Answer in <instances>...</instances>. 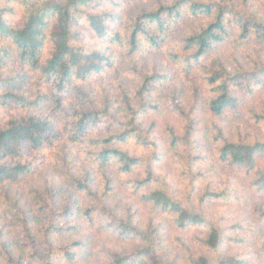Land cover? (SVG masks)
I'll return each mask as SVG.
<instances>
[{
	"label": "trees",
	"instance_id": "1",
	"mask_svg": "<svg viewBox=\"0 0 264 264\" xmlns=\"http://www.w3.org/2000/svg\"><path fill=\"white\" fill-rule=\"evenodd\" d=\"M3 1L17 2L23 12L21 20L13 23L6 17L12 8L0 7V67L18 63L27 72L15 77H0V89L7 86V92L0 95L2 103L21 110L0 125V187L24 183L46 161L45 153L59 148L62 155L57 159V171L49 173L67 183V189H73L78 196L84 195V203L92 202L89 206L80 205L70 196L58 206L56 201L65 187L62 185V189L56 190V183L50 177L46 192L56 196L53 194L49 200L39 201L36 216H31L26 214L18 194L8 189L3 198L12 208L6 218L14 233L10 237L8 228L0 223V264H77L85 261L89 254L85 240L71 238L78 230L79 220L94 226L95 217L91 215L95 213L117 238L138 242V247L129 253H111L103 264H166L155 255L154 239L147 229L136 225L131 215L121 219L103 204V197L97 196L92 187L97 177L92 176L91 167L79 168L78 163L71 162L69 149L79 142L87 148L85 160L100 170L114 169L117 177L128 176L126 182L135 188L143 202L153 212L168 215L176 228L207 226L205 236L199 239L200 248L204 247L206 252H190V264H249L233 255L214 256L213 252L225 240L219 226L184 206L185 199L176 198L171 186L156 175L153 164H158L163 155L150 128L144 130L141 119L158 109L156 101L163 97V88L172 84L173 73L161 67L138 70L134 60L147 52H159L166 45V60L172 67L185 73L187 79L195 72L207 87H211L212 95L205 103L210 112L222 116L228 111H238L236 91L240 89L245 95H253L256 86L264 88V66L256 73L254 70L239 74L228 71L216 58L211 62L204 59L233 33L239 40L254 35L259 42H264V14L247 6L249 0H243L242 9H237L233 0H154L149 8L140 1L134 7L136 11L127 18L102 10V6L113 0ZM258 1L264 4V0ZM127 2L135 4L136 0ZM186 19H191L194 25L180 36H173L176 27ZM81 25L86 26L87 32L80 30ZM123 59L127 61L123 62L124 68H130L140 84L134 90L127 89L115 108L107 100L96 103L97 96L88 85L115 69L117 62ZM26 76H32L46 92L32 98L28 94L31 82ZM171 89L167 106L173 113L183 116L179 106L180 91L175 87ZM50 104L53 106L51 116L43 114L41 110ZM254 110L257 112L256 107ZM254 110L250 113L255 120L264 121V109H260L262 114ZM54 114L64 120L63 132L69 134L70 143L65 141L60 145L65 138L58 130L60 120L54 118ZM166 132L169 145L175 151L176 164L186 165L180 176H192L191 166L197 159L191 156L193 146H187L194 130L188 127L184 135L175 134L172 128H167ZM218 135L214 140L221 143L219 160L240 170H256L253 186L264 193V164L258 165L257 161L264 157V142L231 141L222 137V129L218 130ZM134 139L150 157L142 159L121 149ZM26 149L33 155L32 160L24 161ZM39 159L41 164L37 162ZM135 173L140 177L129 178ZM103 180L107 185L105 196L111 190L110 185L116 182L105 176ZM216 197V194H206L201 202ZM156 232L154 229L152 233ZM62 239L70 241L62 242Z\"/></svg>",
	"mask_w": 264,
	"mask_h": 264
},
{
	"label": "rangeland",
	"instance_id": "2",
	"mask_svg": "<svg viewBox=\"0 0 264 264\" xmlns=\"http://www.w3.org/2000/svg\"><path fill=\"white\" fill-rule=\"evenodd\" d=\"M140 1H144V7L149 8L150 4L153 5L154 0H136L135 4L133 2L128 3L127 0H113L102 6V10L117 13L122 18H127L136 11L134 7L139 5ZM233 2L236 4L237 9L244 8L245 2L243 0H233ZM250 5L253 10L257 9L264 14L263 3L258 0H249L247 6ZM0 7L12 8L11 12L6 14V17L13 23L21 20L23 7L17 2L8 3L2 0ZM192 25H194V22L191 19H186L176 27L173 36H180L185 32L184 30ZM80 30L87 32L85 25H81ZM89 37L91 36L89 35ZM167 50L168 46L164 45L161 51L147 52L142 56L139 55L134 60L136 62L135 67L138 70L144 68L149 71L161 67L163 70H170L173 73L171 74L173 76L172 84L166 86V89L163 88V97L156 101L158 109L149 112L141 119L144 130L150 128L151 136L158 142L159 151L163 155V159L158 164H153V169L158 177L171 186V193L176 198L185 199V202L181 200L184 206H188L192 212L200 213L208 222H214L219 226L225 240L220 248L213 252L214 256L233 255L247 260L249 264H264V217L262 216L264 212V193L259 192L253 186L254 179L257 176L256 170H240L228 163L221 162L218 153L221 143L214 140L215 137L219 136L218 130L222 129V137L231 141L244 140L248 143H254L259 140L264 142V121H256L250 113L256 107L258 114H262L260 109H264V88L262 85L256 86L253 95H245L242 90L238 89L235 95L239 99V110L228 111L222 116H217L205 107L206 101L212 95L211 87H207L202 77L197 76L195 72L189 74L187 79L185 73L172 67L166 60L165 53H167ZM113 53L118 54L119 52L113 51ZM212 58H216L223 63L231 73H248L254 70L256 73L264 66V42H259L254 35L249 36L248 39L239 40L238 35L233 33L227 40L217 45L213 54L207 56L204 61L211 62ZM123 62L127 61L123 59L117 62L115 69H111L102 78L96 79L88 85L97 96L96 103L107 100L115 108L121 102L123 93L127 89L130 91L140 84L139 79L130 71V68H124ZM8 64L9 66L3 65L0 67V77H15L20 73L25 75L27 72L26 68L23 70L18 63L15 65L12 62ZM250 79L247 80L249 83ZM26 80L31 82V84H28L30 86L28 94L32 98L46 92V88L44 86L39 87L32 76H26ZM262 82H264V77ZM251 85L253 86L254 83L251 82ZM172 87L178 88L180 91L179 106L183 109V116L173 113L167 106L169 98L172 96L170 94ZM0 91V95L6 93L7 86L1 88ZM72 104H75V102ZM46 107L44 111L41 110L42 113L51 116L53 106L50 104ZM19 111L21 112V110L10 104L2 103L0 99V125ZM257 112L255 111V113ZM54 118L60 120L61 116L54 114ZM57 126L65 138L60 145L66 143L65 141L70 143L69 134L67 136L63 132L65 129L64 120L61 119ZM188 127L194 130V134L190 138L187 148L193 146L194 150L191 156H194L197 160L191 166L192 176H180L181 171L184 170L183 167L186 165L185 163L182 166L176 164L175 151L169 145L166 130L172 128L175 134L184 135ZM78 144L69 149L68 156L71 162L78 163L79 168L91 167L92 176L97 177L92 185L93 190L97 196L103 197V204L107 206L109 211L116 212L121 219L131 215V219L136 225L143 230L147 229L153 235H150L154 239L153 251L163 263L190 264V252L195 254L206 252L204 247L200 248L202 246L199 239L205 236L207 226H194L186 230L176 228L168 215L153 212L143 202L135 188L126 182L128 176L117 177L116 174L114 175V169H107V171L98 169L96 165L85 160L87 152L85 144L81 142ZM121 149H125L130 155L142 159L150 157L149 152L137 145L135 139ZM45 154L46 161L42 163L40 159L37 160L40 164L42 163L41 166L36 174L26 179L24 183L15 185V187H0V223L5 224L8 228L10 237H13L14 230L6 217H9L12 208L4 202L5 198H3L8 189L9 192L18 194L23 203V208L27 210L26 214L31 216H36L38 204L41 203L39 201L49 200L54 194L46 192L47 185L50 184L49 182L52 179L56 183V190L62 189L60 188L62 185L65 187V190L61 191L56 201L58 206L64 204L70 196L73 201L77 199L80 205L86 204L89 206L92 202L84 203V195L78 196L73 189H67V183L49 173L57 171L55 170L59 163L57 159L62 155V151L58 148V151ZM23 155L24 161L33 159V155L27 149ZM257 161L258 165L264 164V157L258 158ZM60 170L65 171L64 168ZM104 176L108 179L113 178V181L116 182L110 185L111 190L107 191L109 194L105 196L103 193L106 191L107 185L103 180ZM134 177L139 178L140 174L135 173L129 176L131 179ZM210 193L216 194L218 197L201 202V199ZM54 196L56 195L54 194ZM30 208L31 211H29ZM91 216L95 217L94 226L91 227L85 221L79 220L76 224L78 230L71 238V240L83 238L87 244L86 248L89 254L86 255L85 261H78L77 264H103L111 253H129L132 249L138 247L137 241L129 239L122 241V239L116 237V234H112L107 229L106 222L101 219L98 213ZM154 229L157 232L153 234ZM82 235L85 237H82ZM67 241L70 240L62 239V242Z\"/></svg>",
	"mask_w": 264,
	"mask_h": 264
}]
</instances>
